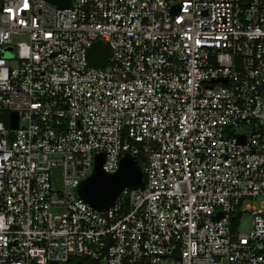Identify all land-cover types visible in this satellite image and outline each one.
<instances>
[{
	"label": "built area",
	"instance_id": "1",
	"mask_svg": "<svg viewBox=\"0 0 264 264\" xmlns=\"http://www.w3.org/2000/svg\"><path fill=\"white\" fill-rule=\"evenodd\" d=\"M0 264H264V0H0Z\"/></svg>",
	"mask_w": 264,
	"mask_h": 264
},
{
	"label": "water",
	"instance_id": "2",
	"mask_svg": "<svg viewBox=\"0 0 264 264\" xmlns=\"http://www.w3.org/2000/svg\"><path fill=\"white\" fill-rule=\"evenodd\" d=\"M50 1L59 6L70 5V0ZM7 50L12 52L13 46L8 47ZM111 54V45L104 40H98L88 50L87 56L93 67L101 68L108 64ZM17 126L18 114L12 112L11 127L17 128ZM104 160V154L99 153L96 156L93 173L82 181L78 189L80 197L99 211H105L113 206L127 188H140L145 185L143 169L134 155L126 153L121 159L119 169L115 172H107L104 169Z\"/></svg>",
	"mask_w": 264,
	"mask_h": 264
},
{
	"label": "rangeland",
	"instance_id": "3",
	"mask_svg": "<svg viewBox=\"0 0 264 264\" xmlns=\"http://www.w3.org/2000/svg\"><path fill=\"white\" fill-rule=\"evenodd\" d=\"M7 53H8V56H13L14 55V50L12 52L8 51ZM3 118H4V120L6 122H8V120H9V114L8 115H5ZM52 179H53V185H54V187L57 188V189H61L63 187V170L62 169L55 170L53 172ZM250 222H251V217L248 214H245L244 223L241 226V231H246L247 228L250 225Z\"/></svg>",
	"mask_w": 264,
	"mask_h": 264
}]
</instances>
